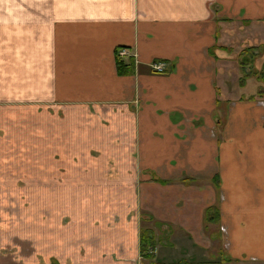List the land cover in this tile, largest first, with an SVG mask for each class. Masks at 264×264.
I'll list each match as a JSON object with an SVG mask.
<instances>
[{"label": "crops", "instance_id": "0c3cea01", "mask_svg": "<svg viewBox=\"0 0 264 264\" xmlns=\"http://www.w3.org/2000/svg\"><path fill=\"white\" fill-rule=\"evenodd\" d=\"M257 46L264 0H0V229L20 164L63 171L24 264H264V97L233 66Z\"/></svg>", "mask_w": 264, "mask_h": 264}, {"label": "rangeland", "instance_id": "374dc122", "mask_svg": "<svg viewBox=\"0 0 264 264\" xmlns=\"http://www.w3.org/2000/svg\"><path fill=\"white\" fill-rule=\"evenodd\" d=\"M260 52L261 53L264 52L263 48H261ZM128 53H129V56L126 58H132L134 60L135 66L137 67V63L135 61V55L131 54L129 51H128ZM218 54H221V53H218ZM126 58H122V59H126ZM262 59H264V55H262L260 58L256 59V61L254 63V69L255 70L260 69L261 64H262ZM154 63H156V62H154ZM151 65L149 66V68H150L149 71H152ZM233 66L236 68H239L238 60L236 61V65H233ZM238 70L239 69H237V71ZM230 72L231 71H229V73ZM250 78H252L254 82L250 81V84L248 85V87H251L252 91H253L256 84H257L256 83L257 81L253 77H250ZM245 79L247 81L249 78L247 77ZM245 83H248V82H245ZM252 83H253V87H252ZM229 86H231V88H235V86L233 84H231L230 82H229ZM22 156H24V155H20V157H22ZM59 161H60L59 156H55L53 162L58 163ZM43 163H44V160H43V158H41L40 161H33V160L27 159L25 165L20 164V166H21V169H20L21 177L25 178V179H22V178L19 179L17 176V179H16L17 194L21 197V201L18 200L17 203L14 204L15 206H17L14 210H7L6 211V213H9L10 217L5 218L4 227H2L0 229V264H24L25 263L24 257L31 256V255L36 256L37 254L35 253V251H37V253L39 251L36 248L32 247L34 244L33 241H35V239L31 238V236H34V235H31L32 233L29 234L28 229L30 226L33 229L40 231V233H38V234H39V237L41 236V234L43 232L42 227H44V225L43 224H37V220H40V219L35 217V215L38 212H40L41 213L40 215L42 217L41 220H45L44 214L42 213V210L45 208L46 209H48V208L45 206V204L41 200V202L39 201L38 203L42 204L43 207H41L39 209L36 208L33 215L31 216V218L27 217V215L25 216V213L28 212L29 209L34 208V203L37 200L34 201L33 199H35V197L42 196L44 193H47L50 190L51 186L53 185V184H50L46 181V179L48 178V174H50L51 175L50 177H52V178L60 177L61 175H63V171H61L60 169L52 170V171L42 170L43 169L42 168ZM60 172H62V173H60ZM27 179H36V181H39V185L26 186V185H24L23 182H26ZM30 197H32V198L30 199ZM28 199H30V200H28ZM76 204L77 203L73 202L72 208L75 209ZM89 204H91V203H89ZM18 208H19V210H18ZM12 215L15 216L14 219L12 218ZM48 219H50V218H48ZM51 220L53 222L54 221L58 222V224H56V223H53L52 225L47 224V226H52V227H56V228L62 227L61 229H63L65 227V231L67 233L74 232V227L71 226L72 221H74V219H72L68 215L64 216V217L61 216L59 218L55 217V218H52ZM145 220H147V219H145ZM148 220H150V219H148ZM30 221H32V222H30ZM59 222L61 224H59ZM143 227H144V229L152 231L154 243H155V245H157L158 244V242L156 240L157 234H156V232H154V228L150 227V226H146V225H144ZM44 228H47V227H44ZM47 229H51V228L48 227ZM77 232H79V230L75 231L74 233H77ZM138 239H139V235H138ZM30 243L32 244V246ZM154 249H153L152 254L155 257V255H154L155 250Z\"/></svg>", "mask_w": 264, "mask_h": 264}, {"label": "trees", "instance_id": "16d2710c", "mask_svg": "<svg viewBox=\"0 0 264 264\" xmlns=\"http://www.w3.org/2000/svg\"><path fill=\"white\" fill-rule=\"evenodd\" d=\"M262 47H249L240 54L238 58V65L241 72V78L239 79L242 83L245 78L253 77L259 84L256 96L264 97V62L261 65L260 70L254 69V63L256 59L262 56L263 53L260 52ZM264 50V49H263ZM118 50H116L117 53ZM116 72L118 76H132L136 72V66L132 58L120 59L116 55ZM159 183L162 181H158ZM217 217V211L213 207L205 211V220L208 222H214ZM155 248V243L153 239L152 231L144 229L141 227L139 232V254L142 258L153 259V249Z\"/></svg>", "mask_w": 264, "mask_h": 264}, {"label": "built area", "instance_id": "2783aa9c", "mask_svg": "<svg viewBox=\"0 0 264 264\" xmlns=\"http://www.w3.org/2000/svg\"><path fill=\"white\" fill-rule=\"evenodd\" d=\"M117 53L116 55L122 59V58H126L129 56V53L127 51L126 48H120V49H117ZM164 64L162 62H156V63H153L151 65V70L154 72V73H157V74H163L165 73V68H164Z\"/></svg>", "mask_w": 264, "mask_h": 264}]
</instances>
